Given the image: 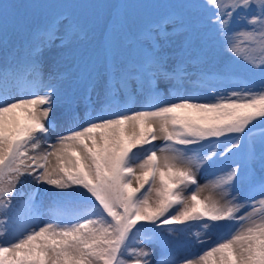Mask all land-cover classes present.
Masks as SVG:
<instances>
[{
    "label": "snow or ice",
    "instance_id": "6c2138e0",
    "mask_svg": "<svg viewBox=\"0 0 264 264\" xmlns=\"http://www.w3.org/2000/svg\"><path fill=\"white\" fill-rule=\"evenodd\" d=\"M156 7L169 11L145 22ZM97 32L98 58L63 72L54 60L45 76L46 53ZM209 33L232 54L213 73L200 67ZM14 34L27 56L0 65V264H152L149 244L155 264H264V130H251L264 121V0H0V47ZM40 186L55 190L47 221ZM191 227L224 231L177 261L169 237Z\"/></svg>",
    "mask_w": 264,
    "mask_h": 264
},
{
    "label": "rangeland",
    "instance_id": "374dc122",
    "mask_svg": "<svg viewBox=\"0 0 264 264\" xmlns=\"http://www.w3.org/2000/svg\"><path fill=\"white\" fill-rule=\"evenodd\" d=\"M9 2H42V3H71V2H87V0H9ZM91 2H96V0H91ZM127 3H147L154 5H179L189 2L200 3L202 0H124ZM169 11L166 7H156L148 10H142V16L145 22H149L157 19L159 16L166 14ZM102 37L97 32L96 35L91 36L88 40L81 41L78 44L73 45L71 48L63 49V58H60L57 50H53L51 53H46L48 57L47 63L45 65L44 74L47 76L49 65L53 63L54 60H59L58 70L63 72L66 70L74 71L76 66L81 61H86L90 57L98 58L100 55V40ZM207 42L200 50L201 56V64L200 67L208 72L213 73L221 68H223L226 64L232 63V54L227 51V49L219 43L214 36L209 33L206 38ZM175 44H179V38H176ZM15 49L19 53L20 56H27V49L25 47V37L23 35L14 34L10 36L8 49H4L0 47V65L4 64L7 57V53L12 52ZM170 53L174 51V49L168 50ZM192 80H195V76L192 77ZM185 87L189 90L192 89L193 85L191 83L185 82ZM217 89H224L226 92L228 91H237L239 88L235 84H221L216 83ZM165 97L167 98V90H165ZM139 103V100L138 102ZM99 107V104H97ZM81 117H83V107L77 109ZM60 111L62 109H58L54 112V117L60 116ZM58 123L63 127L67 126V122L65 119L58 120ZM261 127H263L261 130ZM258 128V129H257ZM62 130V129H61ZM251 130L259 135V132L264 130V121H257L251 126ZM59 134L58 131H53L51 133L52 139ZM224 139H232L231 136ZM234 142V141H233ZM162 142L156 141L157 146H159ZM222 150V149H221ZM235 151V150H234ZM233 165V157L228 155L224 158H217L215 163H210L204 166L197 172V179L200 184H204L207 180L213 178L210 173L217 171L221 168H228ZM36 185L31 181L30 178L25 177L24 181L21 185L18 186V191L23 190L25 193L34 189ZM47 186H40L39 193L37 197L41 199L45 203H52L54 199L55 190L48 189L45 190ZM241 187V196L240 199H244L245 189L243 186ZM43 190V191H42ZM45 190V191H44ZM235 194V193H234ZM259 199V196L255 197ZM248 209H242L240 214L247 211ZM47 221V220H45ZM224 230L220 227H212L206 231L199 229L198 227H191L186 231L173 233L169 237L168 250L169 253L178 261L181 258L188 256L189 254L199 253L204 250V248L210 246L211 243L215 242L219 236L222 234ZM196 233H199V239H197ZM165 235H168L165 232ZM203 242V243H202ZM146 247L153 250L154 254L151 257L152 264H155L157 257L160 254V248L157 245H146Z\"/></svg>",
    "mask_w": 264,
    "mask_h": 264
},
{
    "label": "bare ground",
    "instance_id": "6f19581e",
    "mask_svg": "<svg viewBox=\"0 0 264 264\" xmlns=\"http://www.w3.org/2000/svg\"><path fill=\"white\" fill-rule=\"evenodd\" d=\"M43 187V186H42ZM43 191V190H42ZM45 191V190H44ZM36 199L38 202H40L42 204V211L45 212V215L43 216V220H48L49 219V216H48V209H49V206L51 203H45L43 202L41 199H39L37 196H36Z\"/></svg>",
    "mask_w": 264,
    "mask_h": 264
}]
</instances>
